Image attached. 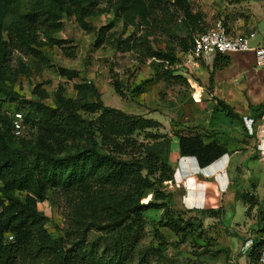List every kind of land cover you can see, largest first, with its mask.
I'll return each instance as SVG.
<instances>
[{
    "label": "trees",
    "instance_id": "16d2710c",
    "mask_svg": "<svg viewBox=\"0 0 264 264\" xmlns=\"http://www.w3.org/2000/svg\"><path fill=\"white\" fill-rule=\"evenodd\" d=\"M43 1L0 0V71L6 68L10 49L15 44L9 35L7 39L2 35L8 33L6 21L11 15L22 13L19 29L25 27L27 33L18 34V39L24 48H29L31 44L39 45L34 37V32L39 29H44L46 40L51 41L50 35L60 28L61 15L73 17L84 28L85 18L101 13L95 8L96 0ZM159 2L116 0L113 16L120 20L123 28H143L146 37L158 31L171 36L176 51L145 48L141 53V64L147 58L152 59L154 80L185 85V77L181 71L173 69V65L176 54L187 51L192 38L172 37L170 28L178 20L181 28L188 32L203 24L204 17L196 0H166L163 7ZM39 13L43 14L40 19ZM97 36L94 48L103 43V29ZM135 48V42L125 40L119 51L126 54ZM29 50L42 60L38 53ZM226 66L227 57L216 56L211 62L212 71ZM59 74L68 79L73 75L63 70ZM112 77L111 89L122 98V85L114 75ZM77 88L82 94L77 99L64 97L58 87L52 95L53 108L35 103L31 113L21 114V126L36 133L33 145H12L11 119L0 110V264H129L143 233V214L151 210H160L164 216L153 231L158 248L164 246L158 229L171 232L179 244L198 227L191 221L173 216L168 207L171 194L163 191L162 185L172 179L169 144L175 140L178 155L192 158L199 169L226 154L225 145L216 140L205 142L196 134L174 132L165 137L157 133L160 126L156 121L105 107L91 83ZM128 92L139 95L143 89L136 86ZM217 106L223 110L220 111L224 113L223 117L236 118L220 101ZM263 109L264 101L250 112L258 119ZM85 114L88 117L82 116ZM138 133H142L148 143L142 144L132 138ZM95 186L98 189L91 194ZM119 187L126 191L120 201L112 199L108 193L103 194V189ZM50 190L64 195L76 193L81 198L82 208L77 215L82 225L78 229L80 234L69 245L62 236L53 237L47 233L46 218L36 209L37 202H42ZM145 192H149L151 198L142 203L140 199ZM237 196L247 205L245 214L255 207L251 195L238 193ZM103 201L106 205L112 202L103 210ZM96 206H102L105 224L97 225L92 219ZM200 214L217 218L221 210L206 209ZM85 216L87 221L80 218ZM91 228L99 231L104 239L98 237L88 241L85 234ZM257 231L264 234V224ZM263 249L264 238L252 237L245 249L248 263L257 264ZM145 253L138 254V264L144 260Z\"/></svg>",
    "mask_w": 264,
    "mask_h": 264
},
{
    "label": "rangeland",
    "instance_id": "374dc122",
    "mask_svg": "<svg viewBox=\"0 0 264 264\" xmlns=\"http://www.w3.org/2000/svg\"><path fill=\"white\" fill-rule=\"evenodd\" d=\"M159 1V6L163 7L166 0ZM96 2L95 8L101 13L85 18L84 28L73 17L61 15L58 20L60 28L50 35L51 41L46 40L44 29H39L34 32L39 45L31 44L29 48H24L18 39V34L27 33L25 27L19 29L22 13L7 19L8 33L5 35L3 32L2 35L5 39L9 35L15 44L10 49L6 68L0 71V110L12 121L14 113L22 116L31 113L35 103L53 108L52 95L58 87L64 97L77 99L82 94L76 87L91 83L105 107L156 121L160 126L157 129L160 135L170 137L174 132L196 134L205 142L216 140L224 144L226 154L232 155V169L228 174L231 179L235 178V193L251 195L255 207L245 214L247 205L242 204L237 194L231 198L234 190L211 204L194 203L192 198H187L184 187L182 192V185L165 183L162 189L171 194L168 207L173 216L191 221L198 227L179 244L178 238L171 232L158 229L164 244L158 248L153 231L157 229L156 223L164 219L163 212H145L143 233L129 264H138V254L144 252V260L140 264H249L246 246L252 237L264 238V234L257 231L264 224V156L257 150L260 141L256 137L246 136L243 119H257L250 111L264 101V71L252 68L251 53H232L226 56L227 66L221 70L212 71L211 63L202 62L199 69L191 73L181 72L186 79L185 85L158 82L152 78V59L147 58L141 64V53L145 48L152 51L170 48L176 51L171 36L158 31L146 37L144 30H141L143 28H123L120 20L113 16L116 0ZM196 5L204 17V23L186 32L176 20L170 28L172 37L189 40L219 20L228 32L253 31L255 38L252 44L264 39V0H196ZM42 15L39 13L38 19ZM100 29H103V43L94 48ZM125 40L135 42V51L126 54L119 51ZM29 49L38 53L42 60L32 55ZM60 70L73 75L68 79L59 74ZM112 75L122 85V98L111 89ZM136 86H141L143 92L131 95L128 91ZM217 101L226 105L236 118L223 117L224 113L220 112L223 110L217 106ZM248 106L252 108L248 109ZM82 116L88 117L87 114ZM89 117L92 118L91 115ZM259 125V122L254 124L256 131ZM35 135L34 130L22 126L20 135H12V145H33ZM132 138L142 144L148 143L142 133L134 134ZM175 148V140H171L169 150ZM95 189L98 188L95 186L91 194ZM105 193L120 201L126 191L119 187L103 189ZM150 198L151 194L145 192L140 201L144 203ZM103 202L104 210L112 201L108 205L106 201ZM81 208V198L76 193L64 195L53 190L46 192L45 199L36 204L37 211L46 218L47 233L53 237L62 236L66 245L78 239V229L82 225L77 215ZM101 208L96 206L93 209L92 219L97 225L106 223ZM208 208H219L221 215L210 218L200 214L201 210ZM80 218L87 221L86 216ZM85 235L88 241L98 237L104 239L94 228ZM257 264H264V249Z\"/></svg>",
    "mask_w": 264,
    "mask_h": 264
},
{
    "label": "built area",
    "instance_id": "2783aa9c",
    "mask_svg": "<svg viewBox=\"0 0 264 264\" xmlns=\"http://www.w3.org/2000/svg\"><path fill=\"white\" fill-rule=\"evenodd\" d=\"M255 38L253 31L244 33L228 32L223 23L219 20L207 30L196 34L192 37L191 45L185 52L176 54V62L173 69L185 73H191L192 70L199 69L200 64L205 62L211 63L216 56L226 57L228 54H252V62L256 68H264V39L256 44H252ZM259 122L257 131L254 124ZM244 130L246 136L256 137L261 140V133L264 132V109L258 118H244ZM12 133L14 136L20 135L21 132V114L14 113L11 121ZM260 155L264 156V150L259 149Z\"/></svg>",
    "mask_w": 264,
    "mask_h": 264
},
{
    "label": "crops",
    "instance_id": "0c3cea01",
    "mask_svg": "<svg viewBox=\"0 0 264 264\" xmlns=\"http://www.w3.org/2000/svg\"><path fill=\"white\" fill-rule=\"evenodd\" d=\"M250 60L255 71H264V68H256L253 65L251 57ZM261 135L258 148L264 150V132ZM231 159L232 155L224 154L209 166L199 169L192 158L180 157L175 148L168 152V163L172 168V179L166 183L173 186L180 184V187L182 185V192L184 193L185 189L187 198H192L194 203L211 204L214 201H219V198L227 196L230 190H234L231 195L232 198L235 194L236 183H234L235 178L232 177L231 179L228 174L232 169Z\"/></svg>",
    "mask_w": 264,
    "mask_h": 264
}]
</instances>
